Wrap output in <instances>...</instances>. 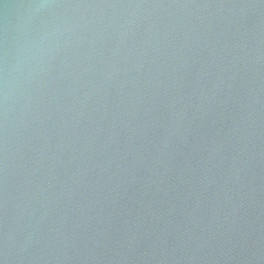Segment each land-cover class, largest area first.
<instances>
[{
    "label": "water",
    "instance_id": "1",
    "mask_svg": "<svg viewBox=\"0 0 264 264\" xmlns=\"http://www.w3.org/2000/svg\"><path fill=\"white\" fill-rule=\"evenodd\" d=\"M0 264H264V0H0Z\"/></svg>",
    "mask_w": 264,
    "mask_h": 264
}]
</instances>
